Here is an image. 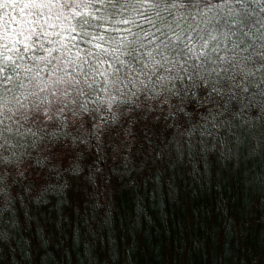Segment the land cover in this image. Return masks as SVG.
I'll return each mask as SVG.
<instances>
[{
	"label": "trees",
	"instance_id": "1",
	"mask_svg": "<svg viewBox=\"0 0 264 264\" xmlns=\"http://www.w3.org/2000/svg\"><path fill=\"white\" fill-rule=\"evenodd\" d=\"M179 89L197 101V110L211 109L199 121L197 141L215 133L220 147L227 133L240 142L237 174L221 184L225 194L239 192L251 173H264V0H0V159L39 161L46 145L56 154L64 139L79 135L73 121L81 114L87 129L105 121L126 124L123 109L135 108L132 100L164 91L172 99ZM218 97L228 101L221 104L224 111L212 104ZM42 113L55 119L38 120ZM252 136L255 151L248 155ZM210 157L217 159L212 177L227 176L220 153L205 148L184 173L183 185L189 193L198 189L191 207L204 215L201 235L215 258L219 251L230 253L232 241L227 216L222 222L214 202L217 181L209 177L205 189ZM53 179L28 210L30 216L43 210L30 221L36 238L27 245L21 240V253L34 264H90L117 233L132 249L142 238L157 258L172 250L173 240L179 245L185 238L191 210L171 206L160 173L142 189L121 193L118 217L105 213L95 221L59 215L65 199L60 177ZM239 203L237 197L233 211ZM15 219L5 210L0 228L10 229ZM262 226H246L241 244L250 253L257 251ZM192 240L200 242L195 235Z\"/></svg>",
	"mask_w": 264,
	"mask_h": 264
},
{
	"label": "clouds",
	"instance_id": "2",
	"mask_svg": "<svg viewBox=\"0 0 264 264\" xmlns=\"http://www.w3.org/2000/svg\"><path fill=\"white\" fill-rule=\"evenodd\" d=\"M192 86L189 84V88ZM196 103L184 89H179L172 99L167 91L145 95L132 100L135 108L123 109L128 117L126 124L123 121H105L87 129L83 124L86 117L81 114L73 121L80 127L79 135L64 139L61 147L55 150L56 154L48 151L51 145H46L45 154L39 161L28 158L9 160L8 156L0 159V213L8 210L16 217L13 227L0 228V264H34L31 258L21 253V240L27 245L36 238L30 232V221L42 215L43 210L34 211L31 216L28 210L35 207L34 202L40 195L49 191L47 185L55 183L53 176L60 177V191L65 199L64 206L57 212L66 220L75 222L80 217H91L95 221L105 213L118 217L121 193L142 189L144 182H150L154 173L162 174L169 186L171 206L191 210L192 215L186 218L184 240L179 245L173 240L172 250L161 252L157 258L148 252L142 238L132 249L126 247L128 242L117 233L114 239L107 241L103 253L92 259L90 264H264V226L258 230L255 254L241 244L247 234V225H264V173L253 172L246 180L242 178L239 192L235 188L227 194L221 190L224 180L237 174L241 145L239 140L231 141L227 133L220 147H217L215 133L197 141L194 133L199 121L207 120L211 109L197 110ZM222 103L227 106L228 101L222 97L212 101L214 107L224 111ZM41 117L51 120L55 119V114L42 113L37 119ZM220 126L223 127V121ZM243 135L244 130L241 129ZM255 141V136L250 137L248 155L255 151L251 147ZM228 144H231L230 148ZM205 148L209 153L216 148L220 153V166L227 173L226 177L219 172L212 177L217 163L214 157L205 164V189L209 177L217 181L214 202L220 209L222 222L227 216L232 241L231 252L219 251L215 258L211 254V245L201 235L206 231L204 215H197V208L191 207V196L198 189L193 188L189 193L183 185L184 173L189 171V165H193ZM237 197L240 203L233 211ZM137 208L139 210V205ZM194 235L199 238L198 245L192 240ZM55 264H62V261L57 260Z\"/></svg>",
	"mask_w": 264,
	"mask_h": 264
}]
</instances>
